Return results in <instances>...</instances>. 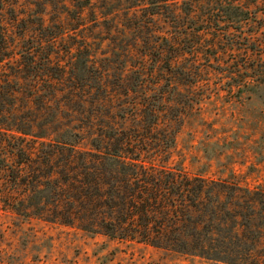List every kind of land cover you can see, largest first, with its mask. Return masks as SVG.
I'll use <instances>...</instances> for the list:
<instances>
[{"label":"trees","instance_id":"trees-1","mask_svg":"<svg viewBox=\"0 0 264 264\" xmlns=\"http://www.w3.org/2000/svg\"><path fill=\"white\" fill-rule=\"evenodd\" d=\"M78 1H64L62 33L86 27L93 0ZM139 2L122 29L140 34L143 64L128 69L93 64L84 36L56 61L59 38L37 35L53 23L23 24L12 49L0 23V207L205 264H264V189L170 166L173 113L200 102L212 60L228 93L264 84V0Z\"/></svg>","mask_w":264,"mask_h":264},{"label":"rangeland","instance_id":"rangeland-1","mask_svg":"<svg viewBox=\"0 0 264 264\" xmlns=\"http://www.w3.org/2000/svg\"><path fill=\"white\" fill-rule=\"evenodd\" d=\"M64 1L2 0L1 31L7 34V39L9 37V47L17 49L15 46L19 44L21 33L29 34L30 30L24 29L23 24L53 23L56 27L46 29L45 35H37L43 41H47L51 34L59 38L56 44L54 42L58 51L56 61H68L71 56L65 51L74 47L80 36H84L92 47L89 53L96 66L128 69L143 64L140 57L144 46L140 34L122 29L125 17L130 18L134 13L138 15L140 8L137 5L142 2L93 0V11L89 12V7L82 12V24L86 27L79 31L66 29L62 33L57 21L64 10ZM82 1H78V5ZM75 24L76 20H73L70 26ZM224 45L221 44L216 52H222ZM48 49L39 51L36 58L39 60ZM236 57L232 55L229 60ZM235 61L241 60L236 58ZM214 62H210L213 68L206 72L208 77L203 74L205 82L194 93L195 99H201L200 102L188 113H173L183 122L176 136L170 166L181 168L190 176L233 179L249 188L264 189V84L257 86L254 83L252 87V81L242 83L240 90L228 93L229 84H225L219 76L227 68L218 67ZM4 69L8 70V67ZM36 80L38 78L30 76L29 81ZM175 89L183 92L182 87L176 86ZM185 97L191 101L190 97ZM123 102L125 108L130 107V99L125 98ZM0 264L205 263L172 256L135 242L90 236L74 228L36 219L23 220L0 207Z\"/></svg>","mask_w":264,"mask_h":264}]
</instances>
